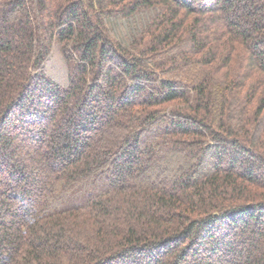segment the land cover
Returning <instances> with one entry per match:
<instances>
[{
    "label": "trees",
    "instance_id": "trees-1",
    "mask_svg": "<svg viewBox=\"0 0 264 264\" xmlns=\"http://www.w3.org/2000/svg\"><path fill=\"white\" fill-rule=\"evenodd\" d=\"M0 264H264V0H0Z\"/></svg>",
    "mask_w": 264,
    "mask_h": 264
},
{
    "label": "rangeland",
    "instance_id": "rangeland-1",
    "mask_svg": "<svg viewBox=\"0 0 264 264\" xmlns=\"http://www.w3.org/2000/svg\"><path fill=\"white\" fill-rule=\"evenodd\" d=\"M51 65H52V67H51V68H52V69H51L52 74H54L55 76H57L58 74H64V73H62L61 69H59L58 66H57V65H59V61H58V59L56 58V56H55V58L52 59V64H51ZM57 68H58V69H57ZM53 69H54L55 71H54ZM57 71H58V72H57ZM60 72H61V73H60ZM57 73H58V74H57ZM55 79H56V80H55L56 82H58V81L61 82V81H62V80H59V77H58V76H57V78H55Z\"/></svg>",
    "mask_w": 264,
    "mask_h": 264
}]
</instances>
